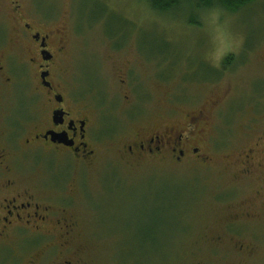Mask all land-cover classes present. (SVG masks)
I'll use <instances>...</instances> for the list:
<instances>
[{
	"label": "rangeland",
	"instance_id": "obj_1",
	"mask_svg": "<svg viewBox=\"0 0 264 264\" xmlns=\"http://www.w3.org/2000/svg\"><path fill=\"white\" fill-rule=\"evenodd\" d=\"M19 1L62 30L64 78L101 116L93 163L65 160L42 185L75 224L68 251L53 249L50 264L59 255L79 264H264V0L195 12L198 25L185 22L188 0L159 14L148 0ZM9 3L0 0V25H9ZM120 33L114 48L107 39ZM24 87L28 96L33 83ZM164 130L189 139L180 161L121 153L136 133ZM14 249L0 248V264Z\"/></svg>",
	"mask_w": 264,
	"mask_h": 264
},
{
	"label": "flooded vegetation",
	"instance_id": "obj_2",
	"mask_svg": "<svg viewBox=\"0 0 264 264\" xmlns=\"http://www.w3.org/2000/svg\"><path fill=\"white\" fill-rule=\"evenodd\" d=\"M9 4V25H0V248H15L4 264H21L24 259L29 264H50L53 249L68 251L75 224L66 219L64 204L54 203L56 193L42 185H52L48 183L53 179L51 167L57 168L65 160L78 165L93 163L101 142V116L75 98L64 78L62 30L48 28L47 19L36 17L19 0ZM31 82L33 88L26 96L24 85ZM182 138L179 134L175 139L172 130L148 136L136 133L121 153L168 154L178 162L186 154L189 140ZM196 152L191 148V153ZM254 158V150L243 156L242 174L250 173ZM253 217L246 215V219ZM22 241L36 242L20 250ZM52 262L79 264L60 255Z\"/></svg>",
	"mask_w": 264,
	"mask_h": 264
},
{
	"label": "trees",
	"instance_id": "obj_3",
	"mask_svg": "<svg viewBox=\"0 0 264 264\" xmlns=\"http://www.w3.org/2000/svg\"><path fill=\"white\" fill-rule=\"evenodd\" d=\"M181 0H148V5L151 10L155 11L157 14L159 13H167L168 11L175 9L178 7ZM192 2L191 5V13L185 21L189 25H198L199 14L196 15L195 12L201 11H210L213 9L225 10L229 13H235L239 9L246 7L249 4L254 3L256 0H188ZM102 8H109L104 2L101 1ZM42 13V12H41ZM99 16V15H98ZM122 25V23H120ZM123 26V25H122ZM121 33L113 36H109L108 41H110L114 48H119L116 43H118L121 39ZM233 55L228 56L224 60V66H227L233 62ZM213 70V69H212ZM216 73L217 71L214 70ZM219 73V72H218Z\"/></svg>",
	"mask_w": 264,
	"mask_h": 264
}]
</instances>
